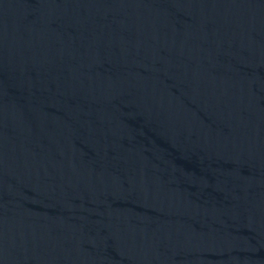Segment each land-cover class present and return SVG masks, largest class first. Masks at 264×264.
I'll return each instance as SVG.
<instances>
[{
	"label": "water",
	"instance_id": "water-1",
	"mask_svg": "<svg viewBox=\"0 0 264 264\" xmlns=\"http://www.w3.org/2000/svg\"><path fill=\"white\" fill-rule=\"evenodd\" d=\"M0 264H264V0H0Z\"/></svg>",
	"mask_w": 264,
	"mask_h": 264
}]
</instances>
